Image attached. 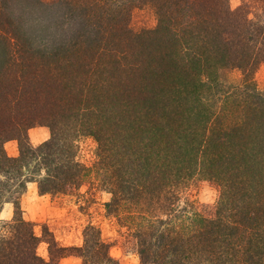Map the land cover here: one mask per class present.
<instances>
[{
  "label": "trees",
  "instance_id": "1",
  "mask_svg": "<svg viewBox=\"0 0 264 264\" xmlns=\"http://www.w3.org/2000/svg\"><path fill=\"white\" fill-rule=\"evenodd\" d=\"M161 1L160 5L165 7L166 4V8L167 4L180 2ZM193 1L201 4L202 0L184 2ZM257 1L256 7L254 0L232 10L227 0H208L203 4L208 5L207 10H177L182 16L181 24L184 21V26L191 25L190 33L200 38L203 31L204 36H201L209 40L201 46L206 56L200 59V53H196L197 57L186 61L174 59L162 65L168 75L163 76L165 86L158 92L161 100L173 99L181 104L182 89L190 82L192 95L200 84L209 98L204 96L202 100L198 95L190 110L182 113L186 120L179 123L175 118L176 125L157 121L167 118L162 110L153 112L156 121L143 122L150 124L142 126V130L148 132L144 136L122 135L120 132L126 129L116 122L100 128L98 122L89 117L95 114L92 110L103 109L98 105L72 106L64 102L56 107L55 113L31 114L36 111L35 104L41 94L48 99L47 91L43 94L38 87L42 89L45 77L52 72L51 65L46 60L41 68L38 65L39 69L25 74L15 53L33 46L34 37L29 40L30 35L24 34L17 38L12 33L0 37V210L4 202L13 203L11 219L0 227V264H59L60 258L70 254L80 257L81 264H118L109 254L110 243L95 226L85 227L82 246L64 247L57 244L46 227L41 237L37 236L35 224L22 216L19 198L27 181H35L38 191L45 194L77 188L91 178V171L75 160V141L83 134L94 136L101 143L102 151H106L101 164L112 167L101 176L102 184L112 195L106 207L114 213L118 224L125 227V234L135 238L141 264H264V98L257 103L251 101L248 106L250 87L247 90L246 80L233 87L237 90L235 93L223 91L218 88L214 73L233 68L251 74L264 63V0ZM251 6L256 8L252 16L249 15ZM188 9L191 8L188 6ZM169 15L172 14H168L167 28L172 27ZM198 16L201 19L196 24ZM188 35L182 43L196 44L194 34ZM50 45L53 43L37 41L35 44L37 48L42 47L39 53L48 51ZM58 47L61 46L56 43L55 49ZM50 59L57 65L56 58ZM45 67L49 69L46 75ZM53 78L57 75L51 74L49 79ZM27 79L39 82L36 90H25L23 84ZM170 86L173 93L167 95L164 90ZM223 93L228 95L226 99ZM99 95L103 96L101 92ZM233 96L237 102L245 101L244 106L248 107L233 114L231 109L225 110L218 104L224 100L229 105ZM212 98L215 102L207 105L205 100ZM197 103L203 106L204 112L197 110ZM238 113L244 115V119L236 122ZM94 116L97 119L99 115ZM149 117L145 119H152ZM115 118L114 112L112 121ZM37 123L48 126L50 136L33 146L27 129ZM129 125L132 126L129 131L136 132L134 124ZM200 128L203 133L198 140ZM8 139L18 141V156H8L5 152L4 142ZM211 145L215 149L210 152L207 147ZM109 158L114 161L110 165ZM196 169L205 171L220 189L209 214L197 210L188 200L176 209L177 184L191 178ZM139 199L142 204H138ZM132 202L140 207L133 210L127 205ZM40 240L48 244V259L36 251Z\"/></svg>",
  "mask_w": 264,
  "mask_h": 264
},
{
  "label": "rangeland",
  "instance_id": "2",
  "mask_svg": "<svg viewBox=\"0 0 264 264\" xmlns=\"http://www.w3.org/2000/svg\"><path fill=\"white\" fill-rule=\"evenodd\" d=\"M184 1L180 0L177 5L167 4L170 11L166 13L168 8L166 4L165 7L160 5L163 2L161 0L143 3L137 0H0V37L11 36L12 33L17 38L29 34V40L32 37L35 39L33 46L25 50L21 48L20 52L15 53V59L23 64L25 74L36 70L38 65L41 68L46 60L51 65V73L47 74L49 69H44L43 73L47 77L42 89L39 82L32 83L30 79L24 81L25 90H36L35 87L39 85L38 89L43 94L46 91L48 93L47 100L41 94L35 104L36 111H31V114L55 113L56 107L64 102L72 106L98 105L103 109L100 107L99 110H92L94 115H99L97 119L93 114L89 115L90 110L87 113L98 122L100 128H107L110 122H116L119 127L126 129L120 132L122 135L130 133L134 137L139 134L144 136L147 132L142 130V126L150 124L144 125L143 122L156 121L153 112L159 113L162 110L167 115V118L157 121L176 125L177 118L179 123H183L186 120L182 117L183 111L190 110L198 95L202 100L204 96L209 98L208 92L200 84L192 95L190 92L193 88L189 87V82V86L182 89L181 98L184 99L181 104L173 99L161 100L160 91L165 86L163 76L166 78L165 75H168L163 72L164 65L174 59L186 61L193 56L197 57L196 53H200V59L206 56L201 46L202 43H209V40L205 41V37L201 36H204L203 31L200 32V38L190 33L193 31L191 25L184 26V21L181 24L182 16L178 12L207 10L208 5L203 4L208 0H202L201 4L195 3L197 1L187 4ZM227 1L233 10L244 2L252 3L254 0ZM253 4L255 7L259 5L257 0ZM255 7H250V16L256 13ZM169 13L172 14L169 15V19L172 17V27L167 28ZM200 19L201 16H198L196 24H199ZM184 34H194L193 41L197 43H182L186 38ZM37 41L53 45L48 46L45 53H39L42 47L35 46ZM56 43L61 46L58 50L55 49ZM50 58H56L57 65ZM214 73L218 79V88L223 91L235 93L237 90L234 91L233 87L246 80L247 90L250 87L249 92L252 94L248 93V106L251 101L256 100L257 103L264 98V63L258 65L251 74L233 68L220 69ZM51 74L57 75V78L49 79ZM188 78H192V75H188ZM164 91L168 95L173 93V88L165 87ZM100 92L103 95L101 97L98 96ZM223 96L225 99L228 97L225 94ZM235 96L238 97V94ZM205 102L211 105L215 99ZM199 104L197 110L204 112L203 106ZM218 104L225 110L231 109L233 114L234 111L248 107L244 106L245 101L237 102L234 96L229 105L224 100ZM114 112L116 118L112 121ZM242 114L235 115L236 122L244 119ZM145 116L152 119H145ZM128 123L134 124L136 132L129 131L131 125ZM202 133L200 128L198 140L202 138ZM27 135L30 144L37 146L49 138L50 129L43 123H37L27 129ZM75 142V160L91 171L92 179L77 188H67L65 192L45 194L38 191L35 181H27L19 198L23 218L35 224L34 232L37 236L41 237L42 229L46 227L57 244L64 247L82 246L85 227L93 225L100 231L102 238L110 243L109 254L118 264H141L135 238L125 234V227L118 224L114 213H110L106 207L112 197L101 181V176L112 168L101 164L106 151H102L101 143L90 134L80 135ZM4 149L8 156L19 155L16 139L6 140ZM207 149L211 152L215 147L211 145ZM108 160L109 165L114 162L113 159ZM177 188L179 201L176 209L188 200L197 210L208 214L213 211L220 191L217 182L210 179L205 171L198 169L191 178L177 184ZM140 200L138 204H142ZM138 204L132 202L127 205L136 210L140 207ZM12 214L13 203L4 202L0 210V227L4 221L11 219ZM36 251L45 259L50 257L48 244L43 240L39 241ZM81 263V258L74 254L59 259V264Z\"/></svg>",
  "mask_w": 264,
  "mask_h": 264
}]
</instances>
